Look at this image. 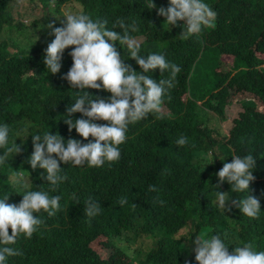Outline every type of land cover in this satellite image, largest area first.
<instances>
[{"label":"trees","instance_id":"16d2710c","mask_svg":"<svg viewBox=\"0 0 264 264\" xmlns=\"http://www.w3.org/2000/svg\"><path fill=\"white\" fill-rule=\"evenodd\" d=\"M28 1L52 2L53 14L59 7L71 4L69 13L84 12L94 20L106 21L109 27L117 18L145 17L151 10L145 0ZM205 1L218 12L217 28L205 35L221 42L223 53L234 59L233 67L221 76L214 72L213 83L207 87L191 88L189 98L176 91L167 94L161 107L169 111L150 114L129 126L118 161L99 168L61 163L67 179L51 194L62 197L63 211L48 217L31 241H21V255L10 257L8 264H96L99 255L92 249L102 239L124 264H198L192 241L200 234L219 233L230 243L260 242L264 238V62L258 56H264V27L256 18L244 19L246 13L254 15L255 10L264 8V0ZM5 3L0 0V13ZM3 21L10 23L6 17ZM163 23L164 19L159 21L157 32L148 35V46L178 65L180 72L175 80L183 81L189 68L174 57L172 50L179 38ZM32 31L28 26L21 30L23 45L0 38V123L9 126L10 139L20 136L16 142L21 145V152L0 168V195L8 194L9 204L21 201L8 183L12 168L25 171L24 176L34 188L49 187L40 178L43 170H33L26 162L33 147L31 136L23 138L28 135L23 131L25 122L32 124L30 131H51L65 139L88 142L74 129L69 132L62 120L67 106L74 102L72 91H80L62 79L72 65L71 48L63 54L61 72L52 75L43 64L42 41L29 44V38L32 42L35 39L29 35ZM221 66L217 62L216 69ZM152 75L157 81L168 77L159 69ZM86 91L102 98L110 96L103 90ZM233 94L242 97L232 100ZM228 105L243 107L233 119L229 134L222 126ZM80 116L75 113L72 118ZM186 125L193 129L192 136L184 134ZM180 136H186L188 142L178 147L175 141ZM208 153L212 159H203ZM247 154L258 160L254 173L262 180L260 184L253 180L249 186L261 204L257 218L242 215L232 205L231 201L242 194L232 193L227 182L216 189L227 193L226 199L231 198L225 210L215 202L214 186L218 180L213 171L224 162H231L232 155ZM208 163L212 164L204 169ZM89 197L101 205L100 214L91 219L83 213V203ZM121 197L127 198L123 206L118 203ZM141 254L145 255L142 260L138 258ZM100 261L99 264H116L110 259Z\"/></svg>","mask_w":264,"mask_h":264},{"label":"clouds","instance_id":"9594fccd","mask_svg":"<svg viewBox=\"0 0 264 264\" xmlns=\"http://www.w3.org/2000/svg\"><path fill=\"white\" fill-rule=\"evenodd\" d=\"M5 1L0 13V38L23 45L21 30L27 26L33 29L29 35L35 39L32 42L29 38V44L32 46L42 41L40 51L43 52L46 72L52 75L60 73L63 54L71 48L69 55L72 65L62 79L72 89L80 91H72L75 93V98L71 97L74 102L67 106V115L62 120L69 132L74 129L88 142L83 143L76 138L65 139L51 131H30L32 124L25 122L23 131L28 135L23 138L31 136L33 147L26 162L33 170H43L40 178L49 187L47 190L40 186L34 188L29 178L24 176L25 171L12 168L8 183L18 192L21 201L9 204V195H0V264H8L10 257L20 256V242L31 241L46 224L48 217L63 211L62 197L51 194L67 179L61 163L71 167L99 168L118 161L120 145L125 143L130 125L145 120L150 114L169 111L161 107L167 94L176 91L189 98L191 88L207 87L213 83L214 72L221 76L224 70L233 67L234 61L232 56L223 53L219 40L205 35L209 30L213 33L218 20V12L205 0H158L157 3L145 0L146 7L151 9L145 17L117 18L111 27L106 21L94 20L84 12L69 13L67 8L71 4L59 7L57 13L53 14L52 2L36 4L31 1L39 6L41 13L27 15L17 14V5L23 0ZM166 3L167 7L164 6ZM4 17L10 23H5ZM248 17L260 20V25L264 27V8L255 10L254 15L246 13L244 19L247 21ZM163 19V24L170 26L179 38L172 48L174 57L181 59L189 68V74L183 81L175 80L180 67L148 46V35L157 32L158 23ZM46 20L48 23L44 22ZM224 57L230 58L232 63H224ZM217 62L222 64L219 69H216ZM157 69L161 74L167 72L168 77L158 81L154 79L152 74ZM206 74L207 77H204ZM89 88L106 91L110 96H93L86 91ZM75 113H80V118L73 119ZM184 134L192 136L193 129L186 125ZM18 137L10 139L9 126L0 123V168L21 152V145L16 142ZM187 142L186 136H180L175 144L181 147ZM231 157V162H224L221 167L212 170V175L218 180L214 186L216 206L224 211L226 202L231 199H226L227 193L216 190L227 182L232 193L242 194L231 201L232 205L242 215L257 218L261 204L250 193L249 186L253 180L258 184L262 182L254 173L258 160L252 154ZM203 159L211 160L212 154L208 153ZM212 163L206 164L204 169ZM118 203L125 205L127 198L121 197ZM100 212L101 205L97 200L89 197L84 201V216L91 219ZM192 244L195 245L198 264H264V238L260 242L230 243L227 237L219 233L200 234L194 237ZM229 246H232L231 252ZM94 247L92 251L99 255L96 263L99 264L103 256Z\"/></svg>","mask_w":264,"mask_h":264},{"label":"rangeland","instance_id":"374dc122","mask_svg":"<svg viewBox=\"0 0 264 264\" xmlns=\"http://www.w3.org/2000/svg\"><path fill=\"white\" fill-rule=\"evenodd\" d=\"M41 10L39 6H36L33 3L28 2L27 0H23L18 3L17 5V14H27V15H40ZM261 61L264 62V56L261 54H258ZM224 63H232L230 58H223ZM241 94H233L232 100H236L238 98H241ZM161 110H164V108H161ZM243 111V107L240 105H231L226 107V120L222 123V126L224 130L228 133L232 127V120L238 116V113ZM95 250L99 252L104 259H110L113 262L116 261V264H124L122 258L120 256H116L113 248L106 244L105 239H102L101 242H99L97 245H95ZM136 249V247H135ZM140 260L145 258L144 254H141L140 257H138Z\"/></svg>","mask_w":264,"mask_h":264}]
</instances>
